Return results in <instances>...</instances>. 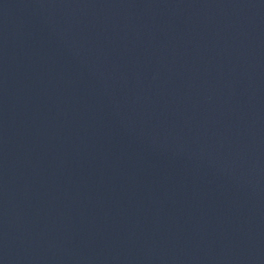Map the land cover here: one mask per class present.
Masks as SVG:
<instances>
[{
    "label": "water",
    "instance_id": "95a60500",
    "mask_svg": "<svg viewBox=\"0 0 264 264\" xmlns=\"http://www.w3.org/2000/svg\"><path fill=\"white\" fill-rule=\"evenodd\" d=\"M0 264H264V0H0Z\"/></svg>",
    "mask_w": 264,
    "mask_h": 264
}]
</instances>
